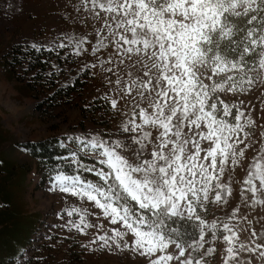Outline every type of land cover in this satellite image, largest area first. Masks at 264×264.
<instances>
[{
	"label": "snow or ice",
	"instance_id": "obj_1",
	"mask_svg": "<svg viewBox=\"0 0 264 264\" xmlns=\"http://www.w3.org/2000/svg\"><path fill=\"white\" fill-rule=\"evenodd\" d=\"M70 7L72 34L27 47L67 49L80 59L77 71L105 87L99 99L120 119L111 133L67 136L74 147L60 159L72 171L58 167L50 176L49 191L88 202L110 227L77 206L57 213L69 218L61 227L81 236L95 229L81 247L124 253L130 264H210L218 241L221 264H264V216L257 232L241 215L264 209V123L241 98L259 93L264 108V0H78ZM61 71L52 65L45 75ZM237 169L245 172L239 181ZM234 182L236 206L208 220L209 204L227 208Z\"/></svg>",
	"mask_w": 264,
	"mask_h": 264
},
{
	"label": "rangeland",
	"instance_id": "obj_2",
	"mask_svg": "<svg viewBox=\"0 0 264 264\" xmlns=\"http://www.w3.org/2000/svg\"><path fill=\"white\" fill-rule=\"evenodd\" d=\"M76 3L78 0H19L18 13L11 16L10 21L13 30L5 31L0 27V51L13 35L48 46L54 37L58 42L61 33L72 34L73 26L68 17L76 15L75 10L70 7ZM80 14L84 15V12L81 11ZM63 50L68 53L67 49ZM71 57L74 60L70 65L71 74H77L83 86L70 94L66 102L62 101L41 117L30 112L32 97L23 94L19 90L20 85L15 80L10 81L7 72L0 66V157L13 166L14 172L10 177L0 172V181L8 180L3 187L9 201L5 205L0 198V232L4 235L0 238V264H130V258L124 253L110 254L99 249L90 252L87 247H81L92 239L95 229L86 236H81L61 227L69 218H58L57 213L72 206L88 208L90 222L101 223L105 228L110 225L102 217L97 221L95 217L99 216V210L88 202H81L58 190L49 191L50 181L43 186L38 185L34 160L14 143L27 139L37 141L42 137L57 135L66 145H71L66 140L69 135L115 131L114 125L118 123L119 115L113 116L111 110L110 113L102 109L92 111L96 99L103 102L99 96L105 91V87L89 74L87 77L81 75L83 72L77 71V68L82 61L72 55ZM223 98L227 102L234 99ZM241 98L253 108L257 125L264 123L261 119L264 108L261 107L260 94ZM248 155L250 158L253 153ZM28 167L31 169L26 170ZM244 174V171L237 169L235 181L242 180ZM233 189V196L226 209L208 205V220L220 218L221 214L230 212L236 206L239 201V188L235 182ZM218 211V214L213 213ZM244 212H247L246 220L253 221L255 230H261L262 224L257 221L264 216V209L258 205L255 209H245L241 215ZM240 226L245 228L246 221L241 222ZM247 237L248 233L243 232L240 239L245 240ZM128 239L130 241L131 236ZM24 245L26 246L22 256L8 262ZM216 246L218 251L211 257L210 264H221L223 244L218 241ZM138 264H146V261L139 260Z\"/></svg>",
	"mask_w": 264,
	"mask_h": 264
},
{
	"label": "trees",
	"instance_id": "obj_3",
	"mask_svg": "<svg viewBox=\"0 0 264 264\" xmlns=\"http://www.w3.org/2000/svg\"><path fill=\"white\" fill-rule=\"evenodd\" d=\"M18 6L19 0H0L1 29L5 31L7 29L13 30L10 23L11 16L18 13ZM15 36L17 35H13L10 38V42L5 43L2 51H0V66L7 72L10 81L15 80L20 85L19 90H22L23 94H28L32 97L30 112L38 114L39 117L44 116L48 114L47 111L54 109L62 101L66 102L69 95L75 92L77 88L81 89L83 84L79 81L77 74H71L72 68H70V65L74 60L67 51L61 49L44 51L42 49L37 52L27 47V45L34 43L33 41L26 37ZM52 65L63 69V71L59 73L53 72L51 78H49L45 74L50 71ZM81 75L87 77L84 72ZM99 109L110 113V110L106 109L104 102L96 99L93 103L92 111ZM20 113L25 114L24 112ZM60 142L61 139L57 135L42 137V139L37 141L27 139L22 142H14L34 160L35 171H37L38 176L37 184L40 186L50 181V176L58 167L66 173L72 171L68 163L62 161L60 157L66 156L69 148L74 146L71 144L61 149L59 146ZM81 159L85 164L92 163V161L84 157H81ZM28 169H31V167L26 170ZM0 172H4V176L6 175L7 177L14 175L13 166L8 165L2 157H0ZM22 173L24 172L22 171ZM82 175L88 180L96 179L88 173H83ZM7 182V179L0 181V198L5 205H8L7 202H9L3 187ZM213 213L218 214L219 211ZM228 213L221 214L220 219L226 218ZM4 233L6 234L5 231ZM1 236L4 235L0 232V238ZM25 246L10 257L8 262L11 263L17 259V256H22Z\"/></svg>",
	"mask_w": 264,
	"mask_h": 264
}]
</instances>
